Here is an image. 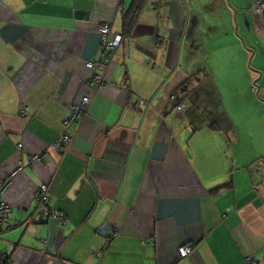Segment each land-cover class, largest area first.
I'll return each mask as SVG.
<instances>
[{
	"label": "crops",
	"instance_id": "crops-1",
	"mask_svg": "<svg viewBox=\"0 0 264 264\" xmlns=\"http://www.w3.org/2000/svg\"><path fill=\"white\" fill-rule=\"evenodd\" d=\"M135 1L0 0V180L23 163L2 196L0 264H264L255 0H144L104 66L87 68L101 26L123 35ZM40 184L55 217L39 212ZM183 245L193 249L179 258Z\"/></svg>",
	"mask_w": 264,
	"mask_h": 264
},
{
	"label": "built area",
	"instance_id": "built-area-1",
	"mask_svg": "<svg viewBox=\"0 0 264 264\" xmlns=\"http://www.w3.org/2000/svg\"><path fill=\"white\" fill-rule=\"evenodd\" d=\"M254 8L258 14H261L264 20V1L255 0ZM100 45H101V55L98 60L95 62H87L86 67L89 69H94L96 67H103L104 58L108 57L111 52H113L120 44L123 42V36L121 34H112L110 27L108 24H104L100 28ZM90 81H95L99 83L101 78L97 74H93ZM90 96L88 94L82 95L79 100L72 103L69 108V115L63 120L62 126L64 131L60 133L51 143L52 148L59 152L62 148L66 147L70 141V137L67 133V129L73 124L76 123L80 117L85 113L86 106L89 104ZM184 105L181 103L178 106V109L183 108ZM20 115L26 116L28 115V109L26 107L20 108ZM15 149L20 151L22 149V144L20 142L15 144ZM42 158L41 154H34L29 157L28 162L32 163L33 161L40 160ZM23 163L20 161L18 163V168L7 178L0 180V231L2 224L5 220L7 213L10 211L9 206L4 202L2 196L7 187L11 184L12 178L22 169ZM37 199L39 201V212L43 217H55L50 212V209L47 205V201L49 198V188L45 184H40L37 187ZM192 246L183 245L178 247L177 255L179 258H185L192 252ZM2 260L5 261V256L2 255ZM247 262L249 264H255L253 260L247 258Z\"/></svg>",
	"mask_w": 264,
	"mask_h": 264
},
{
	"label": "trees",
	"instance_id": "trees-1",
	"mask_svg": "<svg viewBox=\"0 0 264 264\" xmlns=\"http://www.w3.org/2000/svg\"><path fill=\"white\" fill-rule=\"evenodd\" d=\"M143 2H144V0H136L135 5H134V9L124 16V22H123V28L124 29H123V35H122L123 40H124V37H126L127 35L130 34L131 27L135 23L137 14L143 6ZM254 10H255V8H254ZM225 187H227V184H223L220 187L214 188L210 192L215 194V193H218L220 190L224 189Z\"/></svg>",
	"mask_w": 264,
	"mask_h": 264
},
{
	"label": "rangeland",
	"instance_id": "rangeland-1",
	"mask_svg": "<svg viewBox=\"0 0 264 264\" xmlns=\"http://www.w3.org/2000/svg\"><path fill=\"white\" fill-rule=\"evenodd\" d=\"M214 79H217L216 76L214 77ZM216 82V81H215ZM206 97V96H205ZM211 99H207V101H205L206 103H209V106L207 108V116H210L209 114L212 112L215 113L216 107H217V102L214 101L213 104L210 103ZM211 108H214V111L211 110Z\"/></svg>",
	"mask_w": 264,
	"mask_h": 264
},
{
	"label": "water",
	"instance_id": "water-1",
	"mask_svg": "<svg viewBox=\"0 0 264 264\" xmlns=\"http://www.w3.org/2000/svg\"><path fill=\"white\" fill-rule=\"evenodd\" d=\"M87 13L88 12L84 13L83 11H77L76 14H75V17L76 18H81V17H83V15H85V17H87V15H88Z\"/></svg>",
	"mask_w": 264,
	"mask_h": 264
}]
</instances>
